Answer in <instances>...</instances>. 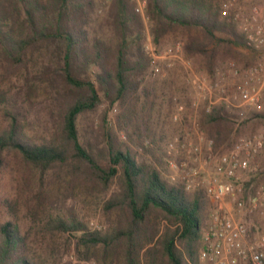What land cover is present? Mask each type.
<instances>
[{"label": "trees", "instance_id": "obj_1", "mask_svg": "<svg viewBox=\"0 0 264 264\" xmlns=\"http://www.w3.org/2000/svg\"><path fill=\"white\" fill-rule=\"evenodd\" d=\"M135 8L131 0H0V178L19 157L42 180L49 171L68 165L95 185L108 188L118 179L106 208L120 210L124 223L112 235L85 233L78 245L90 249L103 244L111 249L125 244V264H138L139 251L154 243L146 250L149 264H199L206 211L203 195L189 196L147 161L139 162L107 125L106 117L98 127V136L105 141L101 150L95 152L81 141V115L95 112L104 102L124 107L144 81L148 70L144 24ZM148 14L156 25V41L181 28L200 30L232 48L245 45L235 26L222 20L209 0H150ZM218 32L230 37L217 38ZM215 56L209 71L216 66ZM12 75L20 76L22 83L17 86ZM42 85L51 104L60 109L59 119L51 115L42 120L39 102L32 100ZM126 115L130 120L133 112ZM205 116L211 137L223 141L232 130L226 111L216 108ZM256 116L264 121V114ZM37 125L45 128L34 131ZM43 193L41 188L36 195L37 212ZM0 207L15 215L13 220H0V264H40L30 253L29 234L21 230L18 201L4 198ZM151 211L170 224L157 240L158 230L146 228ZM48 223L63 232L85 229L75 218L51 215Z\"/></svg>", "mask_w": 264, "mask_h": 264}, {"label": "rangeland", "instance_id": "obj_2", "mask_svg": "<svg viewBox=\"0 0 264 264\" xmlns=\"http://www.w3.org/2000/svg\"><path fill=\"white\" fill-rule=\"evenodd\" d=\"M145 1H147L145 17L141 16L144 24V51L146 52L147 45L153 44L159 53H164L169 48L176 49L178 57L168 60L174 63L172 66L162 61L164 77L153 78L148 63V70L140 90L124 107L118 104L111 107L104 102L95 112L81 115L78 119L81 141L87 145L91 144L95 152L101 150L105 141L102 136H98V131L100 132L98 127L106 117L107 125L114 130L121 142H125L132 149L139 162L147 161L164 180L172 185L182 186L189 196L201 193L205 198L206 211L199 240L200 252L203 247V232L210 224V214L220 207V203L211 199L206 192V184L214 173L213 164L207 160V154L212 153L214 157H219L231 150L239 137L263 131L264 121L256 117L239 129L231 122L232 130L229 135L217 143L211 137L210 128L203 123L206 117L204 114H198L197 118L192 119V84H189L192 80V67L202 73L209 71L211 56L214 53L216 54L212 60L214 65H219L228 59L244 60V56L237 48H232L226 42L219 44V39L212 40L196 29H174L156 41V25L148 14L150 0ZM209 1L219 10L223 0ZM257 1L262 7L264 6V0ZM216 35L217 38L224 40L230 37L222 32ZM107 36L113 38L114 35L107 31ZM202 49L205 53L201 52ZM11 77L17 86L22 83L20 76ZM44 88L45 85L37 87L32 100L39 102L36 107L41 111L39 114L43 121H48V116L51 115L59 119L61 111L51 104L50 96ZM47 103L50 105L48 106ZM180 103L186 107V116L182 122H174L172 115ZM129 110L133 112L130 120L126 115ZM194 120L199 124L204 137L213 140L211 152L207 149L204 140H192ZM42 128L45 126L37 125L33 130H42ZM176 138L199 144L202 149L196 155L193 152L191 160L186 158L187 152L180 149L171 153L167 146ZM195 157L197 161L193 162ZM259 159L264 164V152ZM172 160L177 163L188 161L192 169L199 170V173L192 178L194 185L192 190H186L181 179L182 172L171 168L169 161ZM244 177L251 180L253 175L247 174ZM118 181V179L112 181L108 188L95 185L89 176L70 165L49 171L42 180L35 168L18 157L12 159L9 167L2 173L0 200L9 198L11 201H18L20 209L18 220L21 230L29 234L30 253L40 264H125V244L111 249H105L103 244L90 249L82 244L78 245L79 239L85 233L98 232L101 236L112 235L119 225L124 223L120 210L111 211L106 208V202L116 192ZM41 188L45 196L39 208L40 212H37L36 195ZM33 209L37 212V218H34ZM49 213H52L55 219L57 216L68 220L75 218L85 229L68 232L57 230L56 224L48 223L51 216ZM14 218V214L0 207V220ZM125 225L122 226L124 229ZM149 226L158 230L155 239L157 240L170 224L159 212L151 211L146 228ZM152 245L146 244V247L139 251L138 264H149L146 250ZM199 264L205 262L199 260Z\"/></svg>", "mask_w": 264, "mask_h": 264}, {"label": "built area", "instance_id": "obj_3", "mask_svg": "<svg viewBox=\"0 0 264 264\" xmlns=\"http://www.w3.org/2000/svg\"><path fill=\"white\" fill-rule=\"evenodd\" d=\"M131 1L136 12L145 17L147 1ZM219 16L244 38L245 45L237 48L244 60L228 59L205 73L192 67V119L223 108L239 129L255 120L256 114H264V6L257 0H223ZM146 55L153 78L164 77L162 61L172 66L168 60L178 57L176 49L159 53L153 44L146 46ZM185 112V105L178 104L172 120L182 122ZM192 130V140H204L211 152L213 140L204 137L196 120ZM186 140L176 138L167 147L171 153L179 149L187 152L186 158L191 160L193 152L196 155L202 148ZM263 152L264 130L239 137L231 150L219 157L207 154L214 173L206 192L220 207L211 212L210 224L203 232L200 260L205 264H264V164L259 159ZM169 163L182 172L186 190H192V178L199 170L192 169L188 161ZM247 174L253 175L251 180L244 177Z\"/></svg>", "mask_w": 264, "mask_h": 264}]
</instances>
